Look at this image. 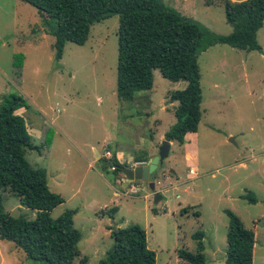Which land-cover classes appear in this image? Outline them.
Listing matches in <instances>:
<instances>
[{
  "label": "rangeland",
  "instance_id": "obj_1",
  "mask_svg": "<svg viewBox=\"0 0 264 264\" xmlns=\"http://www.w3.org/2000/svg\"><path fill=\"white\" fill-rule=\"evenodd\" d=\"M161 1L217 34L231 30L219 3ZM117 26V15L94 22L85 42H65L55 61L53 37L42 32L36 9L21 0H0V101L9 94L20 95L28 107L16 112L28 131L39 136L42 124L50 129L49 152L50 143L45 152L42 147L39 152L25 150L31 166L46 169L49 190L66 198L50 216L77 208L72 221L81 234L77 248L87 257L86 264H97L111 246L107 231L128 224L145 231L155 264H180L176 250L193 251L191 234L197 230L203 233L205 264H219L225 253V210H231L245 228L255 225L252 264H264V21L256 32L260 51L214 44L198 54L197 130L182 144L169 146L148 179L134 182L139 187L134 194L114 181L108 164L93 158L92 147L101 151L109 143L113 150L131 153L150 144L158 149L160 135L175 121L177 103L168 93L185 82L169 81L154 69L149 89L135 91L131 100L118 99ZM14 53L23 56L18 86L11 80ZM33 136L32 143L41 145ZM102 163L107 171H102ZM55 180L64 187L56 186ZM148 181L154 182L153 189ZM71 188L73 196L68 198ZM154 192L160 194L157 202ZM248 192L253 201L241 197ZM0 195L3 211L34 218V210L22 206L14 193L5 189ZM111 206L117 209L111 218L99 213ZM0 264L43 263L0 239Z\"/></svg>",
  "mask_w": 264,
  "mask_h": 264
},
{
  "label": "trees",
  "instance_id": "obj_2",
  "mask_svg": "<svg viewBox=\"0 0 264 264\" xmlns=\"http://www.w3.org/2000/svg\"><path fill=\"white\" fill-rule=\"evenodd\" d=\"M33 6L41 17L42 32L53 37V59L59 60L65 42L81 45L90 26L112 15L118 16L115 93L118 99L131 100L133 93L152 85L153 70L172 82L182 80L185 86L168 93L176 101L174 123L163 133V139L182 144L186 135L194 133L200 120L201 89L198 54L214 44H226L247 51H260L256 32L264 21V0H203L219 3L227 34H217L202 23L187 17L161 0H21ZM21 53L12 55V82L20 84ZM28 103L17 94L0 101V190L14 193L22 206L34 210L33 219L13 217L2 210L0 195V239L8 240L26 257L43 264H86L87 257L77 248L81 234L73 226L75 209H64L52 218L51 210L63 197L49 190L44 168L33 167L25 158L26 149L47 150L50 129L42 124L35 145L24 118L16 111ZM146 161L145 154L134 156ZM113 177H122L120 163L112 153ZM102 171H107L105 165ZM119 174V175H118ZM119 185V184H118ZM243 198L254 200L248 192ZM116 206L100 210L112 217ZM227 226L223 264H252L254 229L245 228L231 210H225ZM111 246L97 264H155V255L147 248L145 231L137 224L116 226L109 230ZM200 230L191 234L194 250L179 247L180 264H205Z\"/></svg>",
  "mask_w": 264,
  "mask_h": 264
},
{
  "label": "water",
  "instance_id": "obj_3",
  "mask_svg": "<svg viewBox=\"0 0 264 264\" xmlns=\"http://www.w3.org/2000/svg\"><path fill=\"white\" fill-rule=\"evenodd\" d=\"M168 149H169V141L163 139V141H161L157 149L156 154L149 157L143 163L136 164L132 167H129L127 165H122L119 170L122 173V175L125 177V183L131 180L146 181L148 177L156 170L157 166L161 163L162 159L166 156ZM147 184L150 189L154 188L153 181H148ZM159 199H160V194L158 192H154L153 202H157Z\"/></svg>",
  "mask_w": 264,
  "mask_h": 264
},
{
  "label": "crops",
  "instance_id": "obj_4",
  "mask_svg": "<svg viewBox=\"0 0 264 264\" xmlns=\"http://www.w3.org/2000/svg\"><path fill=\"white\" fill-rule=\"evenodd\" d=\"M231 1H240V0H231ZM177 82H179V81H175V83H177ZM170 102V101H169ZM161 107H163V106H161ZM27 128V127H26ZM27 131H28V129H27ZM35 131H37V129L35 130ZM28 133L30 134V137L31 136H33L29 131H28ZM191 133H189V134H187L186 136L188 137L189 135H190ZM35 139L38 137V134H36L35 133V135L33 136ZM159 138H161V139H163V135H160V137ZM152 141V140H151ZM173 143V141H169V146L171 145ZM105 144H107V146H108V148L110 149V151H111V153H113L114 154V156H115V158L120 162V163H125V164H127V163H129V164H131V163H133V162H136V163H142V162H144L143 160H135L134 159V156L135 155H137V156H142L143 154H145V156L147 157V159L149 158V157H151L152 155H154V154H156V152H157V146L155 147V146H153V145H149V146H147V147H145V148H143V149H139V151H137V153H131V152H124V151H122V150H113L111 147H110V144L109 143H104V145ZM51 146H52V144L50 143V146H49V149H48V152L50 151V149H51ZM103 147V146H102ZM155 149V150H154ZM92 150H93V158L94 159H96V160H102V162L104 161V163L106 162L105 161V159L101 156V151H102V148H101V151H98L94 146L92 147ZM47 152V153H48ZM104 163H102V164H104ZM239 165L240 166H242L243 167V163L242 162H239ZM62 166V165H61ZM60 166V167H61ZM45 169V168H44ZM45 172H46V175H47V171H46V169H45ZM99 175H100V173H99ZM167 178H169V177H166V179ZM113 179H114V181L116 182L117 181V178L115 179L114 177H113ZM46 182H47V179H46ZM47 184V186H48V183H46ZM54 184L56 185V186H58V187H64L63 186V184H62V181L61 180H55L54 181ZM53 184V185H54ZM55 186V187H56ZM121 187L123 186V184H121L120 185ZM57 188V187H56ZM60 189V188H59ZM60 191V190H59ZM71 191H72V193L69 195V196H67L68 198H70V197H72L73 196V188H71ZM58 194L60 193V192H57ZM61 195V194H60ZM63 197V202L62 203H64L65 202V200H66V198H64L65 196H62ZM83 205L85 206L86 205V201L83 203ZM72 209H75V212H76V210H77V208H72ZM109 218V217H108ZM252 229H254L255 228V225H252V227H251ZM108 233H109V231H107ZM254 233H255V230H254ZM254 247H255V244H254ZM219 264H223V260L221 259L220 260V262H219Z\"/></svg>",
  "mask_w": 264,
  "mask_h": 264
},
{
  "label": "built area",
  "instance_id": "obj_5",
  "mask_svg": "<svg viewBox=\"0 0 264 264\" xmlns=\"http://www.w3.org/2000/svg\"><path fill=\"white\" fill-rule=\"evenodd\" d=\"M101 156L105 159V161H106L105 163L108 164V168L110 169V171H112L114 169V166L112 164H110L112 153H111L110 149L108 148L107 144L103 145L102 151H101ZM136 164H140V163L133 162V163L129 164L128 166L132 167V166H134ZM188 173L191 176H193L194 171L192 169H189ZM134 182H136V181L135 180H131V181H127L125 183V177L123 175H122L121 178L117 179V181H116V183L119 184V185L123 184L122 187L127 188V193H129V194H134L139 189L138 185L136 183H134Z\"/></svg>",
  "mask_w": 264,
  "mask_h": 264
}]
</instances>
